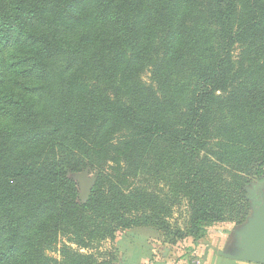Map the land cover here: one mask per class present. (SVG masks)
Returning <instances> with one entry per match:
<instances>
[{
  "label": "trees",
  "instance_id": "16d2710c",
  "mask_svg": "<svg viewBox=\"0 0 264 264\" xmlns=\"http://www.w3.org/2000/svg\"><path fill=\"white\" fill-rule=\"evenodd\" d=\"M252 180L264 0H0V264H126L101 250L126 230L202 239L245 221Z\"/></svg>",
  "mask_w": 264,
  "mask_h": 264
},
{
  "label": "rangeland",
  "instance_id": "374dc122",
  "mask_svg": "<svg viewBox=\"0 0 264 264\" xmlns=\"http://www.w3.org/2000/svg\"><path fill=\"white\" fill-rule=\"evenodd\" d=\"M82 174L85 175L88 179H91L97 175V173L91 172L89 169H87L83 171L82 173H79L78 176H76L75 183L77 185L79 196H80V183H79L78 177L81 176ZM256 184L258 185L256 181L252 180V182L249 184L248 187L254 186ZM247 188L245 190L246 191L245 198L249 205L248 216H247L248 218L251 215V207H250V202L247 199V196H248ZM185 209H186L185 205H182L181 207L174 209L173 214L170 219V223L175 224L181 230H184L185 228L186 229L189 228L188 220H187L188 213H187V210ZM247 218L240 225H236L234 222H231V221H224V222H218V223L206 225L204 226L205 237H209L210 235L213 236L216 234L219 236L221 234H226L227 236L231 238L234 230L241 227L246 222ZM145 231H149V232H145ZM125 236H128V237L124 239V242L122 245L123 247L129 249L128 256H127L128 258H135L138 255L139 250L145 249L146 245H148L152 249L153 259L156 257H159V259H162L163 254L165 255V252H166V255L164 258H169L170 256L172 258L178 259L179 257H181V255L185 256L188 254L190 255L189 259H193V257H196V256L192 255L191 250L190 252L187 253V248H192L193 245H195L197 242L205 238L204 237L202 239H199V238H195L193 236L187 235L183 237L182 239L176 240L174 244H171L169 240L165 239L162 236L156 235L150 230H138V229L137 230H126L123 232H118L116 234V238L113 243L111 242L103 243L101 245V250L102 251H114L115 248H118L119 239H123ZM188 245H191V246H188ZM219 246H221V243H218V247ZM59 248H60L59 246H57V248H53V250H51L48 253V255L56 259H59V253H58ZM116 256L118 258V261L120 262L121 261L120 254L116 252Z\"/></svg>",
  "mask_w": 264,
  "mask_h": 264
},
{
  "label": "water",
  "instance_id": "95a60500",
  "mask_svg": "<svg viewBox=\"0 0 264 264\" xmlns=\"http://www.w3.org/2000/svg\"><path fill=\"white\" fill-rule=\"evenodd\" d=\"M80 183V201L85 203L95 185L97 175L88 179L78 177ZM264 184L247 188L251 215L246 222L232 234V242L217 255L235 262L264 264Z\"/></svg>",
  "mask_w": 264,
  "mask_h": 264
},
{
  "label": "crops",
  "instance_id": "0c3cea01",
  "mask_svg": "<svg viewBox=\"0 0 264 264\" xmlns=\"http://www.w3.org/2000/svg\"><path fill=\"white\" fill-rule=\"evenodd\" d=\"M127 237L128 236H125L123 239H119L118 242L120 255L121 257H124L126 264H252L227 260L217 255L218 251L224 250L232 242V237L230 238L226 234H221L220 236L217 234L213 236L210 235L209 237H205L203 240L197 242L192 246V248H187V253L191 250L192 255L196 256L193 257V259H189L190 255L188 254L185 256L181 255L178 259L170 256L169 258H164L166 252L165 255L163 254L162 259H159V257L153 259L152 249L148 245H146L145 249H140L135 258H128L129 249L123 247L122 245L124 239ZM218 243H221V246L218 247Z\"/></svg>",
  "mask_w": 264,
  "mask_h": 264
}]
</instances>
